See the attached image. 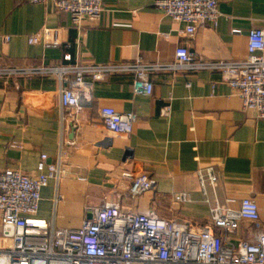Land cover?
I'll return each instance as SVG.
<instances>
[{
    "label": "crops",
    "instance_id": "obj_1",
    "mask_svg": "<svg viewBox=\"0 0 264 264\" xmlns=\"http://www.w3.org/2000/svg\"><path fill=\"white\" fill-rule=\"evenodd\" d=\"M158 1L104 0L100 19L79 27L53 4L0 0V170L37 175L41 156H48L62 179H50L42 189L37 216L56 228L79 229L105 204L203 227L217 204L238 210L244 199L256 202L264 222V119L243 110L219 70L155 71L151 96L134 93L133 75L94 81L86 73L91 101L71 115L62 106L61 90L76 80V67L137 61L168 66L178 47L202 63L241 61L251 31L264 29V0H221L217 25L199 28L193 38L185 24L163 14ZM44 29L57 32L59 45L45 43ZM34 36L38 44L29 43ZM104 108L136 114L132 132L109 131ZM123 173L153 178L157 187L132 197L131 179ZM182 193L188 202L176 200ZM256 232L243 222L226 242L237 245Z\"/></svg>",
    "mask_w": 264,
    "mask_h": 264
},
{
    "label": "built area",
    "instance_id": "obj_2",
    "mask_svg": "<svg viewBox=\"0 0 264 264\" xmlns=\"http://www.w3.org/2000/svg\"><path fill=\"white\" fill-rule=\"evenodd\" d=\"M30 4H53L61 13L69 14L73 25L96 21L104 13V0H27ZM221 0H161L157 6L166 17L185 24V33L193 38L205 25H217ZM57 32L42 31V38L50 46L59 45ZM8 39V38H7ZM39 37H30V44H38ZM173 65L135 63L106 65L92 68L76 67V80L61 90V103L71 115L84 103L91 101L93 84L85 81L91 73L94 81L113 74L134 77L136 95L151 96L154 90L151 74L158 70H219L223 81L236 91L245 112L253 111L264 119V29H254L249 35L248 56L234 62L202 63L186 47H178ZM71 61V55H66ZM64 73L70 72L62 69ZM170 107L164 115L170 114ZM105 127L119 134L132 132L138 117L134 113L121 114L113 108L101 110ZM42 155L37 175L17 169L0 170V264H264V222L256 202L244 199L238 210L216 205L208 222L196 227L188 221H163L155 213L137 214L122 211L118 205L105 204L92 211L79 229H59L51 221L37 216L41 191L50 179H62L56 165L47 164ZM47 169V173L44 170ZM212 184L217 181L214 169H207ZM131 179L129 193L138 197L157 187V181L147 176ZM202 184L204 178L200 173ZM180 203L189 201L187 194L176 196ZM257 228L252 239L237 245L226 242L236 236L241 223ZM220 230V234L216 232Z\"/></svg>",
    "mask_w": 264,
    "mask_h": 264
}]
</instances>
